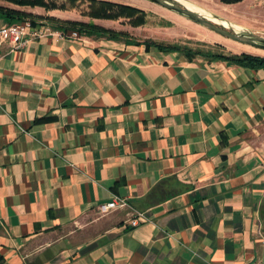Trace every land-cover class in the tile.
Instances as JSON below:
<instances>
[{
    "label": "crops",
    "instance_id": "1",
    "mask_svg": "<svg viewBox=\"0 0 264 264\" xmlns=\"http://www.w3.org/2000/svg\"><path fill=\"white\" fill-rule=\"evenodd\" d=\"M40 23L22 47L0 35V264H260L264 68ZM114 195L129 207L101 213Z\"/></svg>",
    "mask_w": 264,
    "mask_h": 264
},
{
    "label": "trees",
    "instance_id": "2",
    "mask_svg": "<svg viewBox=\"0 0 264 264\" xmlns=\"http://www.w3.org/2000/svg\"><path fill=\"white\" fill-rule=\"evenodd\" d=\"M9 4L0 3V17L7 20L8 24L23 22L27 19L34 25H40V20L47 19L53 28L62 32L77 31L79 34L89 36H106L110 39H119L131 41L134 43H144L149 46H157L162 50H182L188 54H205L224 59H229L245 66L253 68H264V56L252 54L248 52L242 53H223L205 49L203 47H193L189 44H180L178 42L165 43L154 39L138 40L126 31H117L112 28H107L96 24L94 21H82L74 19H61L56 16H44L33 13L26 9L25 6H42L47 10L64 9L71 10L78 8L82 14L88 15L91 18H108V19H127L132 25H144L148 21V12L136 5L114 1V0H3ZM224 3H236L243 0H221ZM16 6V7H15Z\"/></svg>",
    "mask_w": 264,
    "mask_h": 264
},
{
    "label": "rangeland",
    "instance_id": "3",
    "mask_svg": "<svg viewBox=\"0 0 264 264\" xmlns=\"http://www.w3.org/2000/svg\"><path fill=\"white\" fill-rule=\"evenodd\" d=\"M1 1L3 0H0V2ZM117 1L139 6L148 12L147 23L145 25H141L143 27V33L153 32L154 29H161L162 32L159 34L169 35V37H171L173 41H176L178 39L176 37H179L182 41H192L194 43L198 41L204 43L211 41V44L219 42L222 45L221 48L224 47L225 49H227L228 46L235 47L236 45H239L248 51H252L259 54L264 53V48L262 47L234 40L153 1ZM187 1H190L204 8L206 11L215 13L221 17H225L237 23L240 27L244 29L264 34V0H246L245 2L241 1L236 3H224L221 0ZM27 7L33 8V6H25V8ZM227 50L230 51L229 49Z\"/></svg>",
    "mask_w": 264,
    "mask_h": 264
},
{
    "label": "water",
    "instance_id": "4",
    "mask_svg": "<svg viewBox=\"0 0 264 264\" xmlns=\"http://www.w3.org/2000/svg\"><path fill=\"white\" fill-rule=\"evenodd\" d=\"M150 1H153L175 12H178L234 40L264 48V34L255 31H250L242 27H236L234 25L235 22L225 17H221L215 13L206 11L204 8L200 6L199 7L201 8V10H198L182 2L181 0H150ZM224 21H226L227 23H225Z\"/></svg>",
    "mask_w": 264,
    "mask_h": 264
},
{
    "label": "built area",
    "instance_id": "5",
    "mask_svg": "<svg viewBox=\"0 0 264 264\" xmlns=\"http://www.w3.org/2000/svg\"><path fill=\"white\" fill-rule=\"evenodd\" d=\"M46 30L40 27L39 25H34L30 20L23 22H17L13 24H7L0 29V35L4 38L9 39V41L15 47H22L26 44L31 38H37L44 36ZM74 35H78L77 31H73ZM30 35V38L26 36ZM129 201L124 196L114 195L110 200L100 203L99 211L103 214H106L114 209L118 208H128ZM146 215L143 211H138L133 214L131 222L134 225L139 224ZM264 239V238H263ZM264 264V260L260 263Z\"/></svg>",
    "mask_w": 264,
    "mask_h": 264
},
{
    "label": "bare ground",
    "instance_id": "6",
    "mask_svg": "<svg viewBox=\"0 0 264 264\" xmlns=\"http://www.w3.org/2000/svg\"><path fill=\"white\" fill-rule=\"evenodd\" d=\"M182 2L198 9V10H201V8L199 6H196L194 3L190 2V1H187V0H181ZM225 23H227L226 21H224ZM236 27H240L237 23L234 24Z\"/></svg>",
    "mask_w": 264,
    "mask_h": 264
}]
</instances>
